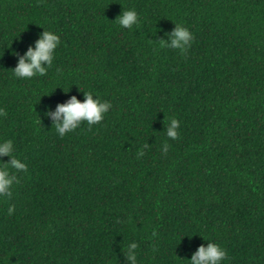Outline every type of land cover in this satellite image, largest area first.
<instances>
[{"label": "trees", "instance_id": "1", "mask_svg": "<svg viewBox=\"0 0 264 264\" xmlns=\"http://www.w3.org/2000/svg\"><path fill=\"white\" fill-rule=\"evenodd\" d=\"M123 8L138 26L114 24ZM176 22L185 53L158 43ZM43 28L52 66L13 77ZM82 91L111 109L58 136L45 111ZM0 108L27 165L0 197V264H130L131 241L138 264H187L203 238L264 264V0H0Z\"/></svg>", "mask_w": 264, "mask_h": 264}, {"label": "clouds", "instance_id": "2", "mask_svg": "<svg viewBox=\"0 0 264 264\" xmlns=\"http://www.w3.org/2000/svg\"><path fill=\"white\" fill-rule=\"evenodd\" d=\"M113 22L122 28L131 30L133 26H138V13L134 8H123ZM165 36L167 39L158 40L159 46L178 49L180 53H185L194 39L193 33L180 22H176L174 29L170 33H165ZM60 43V36L56 32L44 29L34 42V46L30 45L23 55L14 53L18 59L16 66L11 70L12 76L30 79L34 76L45 75L53 64L55 50ZM82 92L83 100H79L73 95L66 102L58 103L54 111L50 108L45 111L44 114L53 121L52 128L54 127L58 136L64 137L66 134L74 132L82 123H86L87 127L91 128L94 124L100 123L111 109L110 100L101 99L94 91ZM3 115L6 113L3 108H0V116ZM167 120L163 132L166 137L176 139L180 122L175 117H169ZM148 146L147 144L143 145L142 149L137 152V156H142L143 148ZM168 147V142L165 140L161 151L167 152ZM4 156L9 159L6 162L0 160V197H11L12 186L19 183L16 173L21 170L26 171L27 165L15 154V145L12 139L0 138V157ZM13 169L16 171H12ZM14 207V205H9L7 209L9 215L14 211ZM203 239L207 241L206 245H199L191 254L190 259L182 260H185L187 264H222V261L228 259L223 246ZM137 247L136 241H131L126 246L124 256L130 264H138Z\"/></svg>", "mask_w": 264, "mask_h": 264}]
</instances>
